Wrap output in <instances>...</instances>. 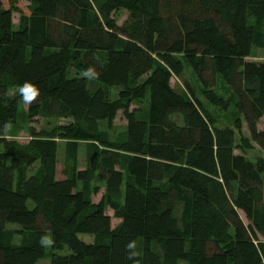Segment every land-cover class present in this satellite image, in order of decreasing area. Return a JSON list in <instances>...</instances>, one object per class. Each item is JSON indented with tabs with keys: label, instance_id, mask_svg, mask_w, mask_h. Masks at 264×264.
<instances>
[{
	"label": "trees",
	"instance_id": "obj_1",
	"mask_svg": "<svg viewBox=\"0 0 264 264\" xmlns=\"http://www.w3.org/2000/svg\"><path fill=\"white\" fill-rule=\"evenodd\" d=\"M27 1L0 0V264L47 255L50 264H264V159L234 153L233 129L217 125L184 78L189 67L208 92L221 77L264 151V63L247 60L253 47L264 50V0ZM72 60L81 74H67ZM89 69L95 78L83 75ZM26 82L41 93L27 104L29 121L67 122L20 142L4 126L17 124L24 101L13 87ZM143 98L147 107H131ZM118 111L126 130L110 140L100 122ZM55 137L65 141L62 179ZM82 141L87 167L78 169ZM97 169L105 185L95 202L77 184ZM107 208L120 220L114 227ZM8 223L20 227V243Z\"/></svg>",
	"mask_w": 264,
	"mask_h": 264
},
{
	"label": "rangeland",
	"instance_id": "obj_2",
	"mask_svg": "<svg viewBox=\"0 0 264 264\" xmlns=\"http://www.w3.org/2000/svg\"><path fill=\"white\" fill-rule=\"evenodd\" d=\"M22 5H27V0H20ZM126 16V12L124 10H118L115 12V18L118 24L123 23V20ZM20 15L19 13H13L12 20L14 24L17 26L19 23ZM249 21H252V18H249ZM247 60L255 61L257 63H264V50L261 48L253 47L250 57ZM77 60H72L67 74L69 76H75L81 74L82 72L76 68ZM184 78L192 85L195 90L197 97L201 100V102L205 105L211 115L216 119V123L219 126H228L231 127L234 131V153L244 154L249 160L255 161L259 158L264 159V151L258 146V144L250 138V134L246 125V122L243 120L242 115L238 112L235 106V98L232 94L231 90L224 83L221 77L216 79L214 87L205 92L202 89L199 81L196 79L194 74L187 67ZM171 85L178 88H183L182 80L176 77H172ZM13 88L19 89L18 86ZM110 95L112 98L117 96L119 91L116 87L109 88ZM227 102V106L220 104L222 102ZM136 105L147 107L148 99L143 98L141 101H135L131 107ZM67 119L64 118H35L33 121H29L27 119V104L20 102L18 104V113H17V124L10 126L9 131L16 134L15 139L20 142H27L32 133H36L38 136H44L49 134H55L57 132V127L59 125L65 124ZM258 128H264V118H261L258 123ZM100 129L104 130L107 134V138L110 140H115L126 130V120L122 114V111H118L116 117L113 119L111 124L109 125L106 121L100 122ZM56 141V178L62 179L64 178V174L62 172L63 164H64V147L65 141L55 137ZM245 141H247V145H245ZM78 169H85L87 167V143L82 141L79 142L78 146ZM39 168V164L36 163L29 168L23 169L24 172L18 174L15 177L16 186L22 188L26 179L30 178L34 174H36ZM97 170L94 171L89 182H78L77 188L83 189L85 192L89 193L90 198L97 202L101 199V196L104 192V181L97 175ZM30 206H33L31 201L28 202ZM183 207V202H178L174 208V219L177 221L178 225L181 226V210ZM106 213L110 215L111 226L114 227L120 220L113 216V212L111 209L107 208ZM47 220V215L44 212H40L39 217V225L40 227L45 226V221ZM16 229H20V227L16 224L8 223L6 225V230L10 232L12 235L13 243H20L22 240V235L14 234L13 232ZM79 239L85 242H93L95 240V236L79 233ZM49 245H47V248ZM68 250L64 249L61 251V254L67 253ZM161 252V250H159ZM36 264H50L49 256L47 255L45 258L39 259ZM185 264V263H183Z\"/></svg>",
	"mask_w": 264,
	"mask_h": 264
},
{
	"label": "clouds",
	"instance_id": "obj_3",
	"mask_svg": "<svg viewBox=\"0 0 264 264\" xmlns=\"http://www.w3.org/2000/svg\"><path fill=\"white\" fill-rule=\"evenodd\" d=\"M92 70L93 69H89L87 72L83 73V75L89 76V78H95L90 76ZM18 92L21 95L24 103L26 104L34 103L41 94L37 86L28 82H26L23 86L19 87ZM9 127L10 125L8 124L4 126L5 132L9 130ZM45 241H47V245H50L52 243V241L48 237H43L41 239V244H43Z\"/></svg>",
	"mask_w": 264,
	"mask_h": 264
}]
</instances>
